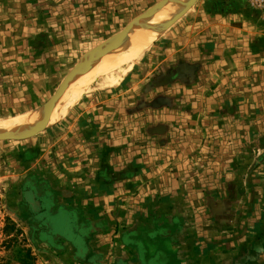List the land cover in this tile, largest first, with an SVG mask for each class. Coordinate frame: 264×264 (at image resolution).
<instances>
[{"label": "rangeland", "instance_id": "374dc122", "mask_svg": "<svg viewBox=\"0 0 264 264\" xmlns=\"http://www.w3.org/2000/svg\"><path fill=\"white\" fill-rule=\"evenodd\" d=\"M163 1L0 0V119L44 108L69 74ZM209 1L191 0L135 59L103 65L38 131L0 133L24 137L0 138V264H88L39 226L24 194L47 184L43 174L59 179L68 158L90 161L97 139L112 141L121 161L140 154L148 168L173 166L181 187L188 173L199 186L206 172H236L245 192H259L262 220L264 0H243L242 16ZM189 36L199 42L183 47ZM214 40L222 52L203 44Z\"/></svg>", "mask_w": 264, "mask_h": 264}, {"label": "crops", "instance_id": "0c3cea01", "mask_svg": "<svg viewBox=\"0 0 264 264\" xmlns=\"http://www.w3.org/2000/svg\"><path fill=\"white\" fill-rule=\"evenodd\" d=\"M216 2L243 14V0ZM204 27V34L212 29ZM236 29H230L234 36ZM196 39L189 36L183 47L195 45ZM203 44L210 52L224 47L216 40ZM111 144L93 140L90 161L68 158L72 165L59 179L43 174L49 188H43L46 183L33 187L36 205L26 201L38 225L72 246L78 259L88 264H264L259 192H245L240 174L228 180L212 173L210 179L206 172L196 186L188 173L187 185L181 187L184 175L173 166L148 168L140 154L121 161Z\"/></svg>", "mask_w": 264, "mask_h": 264}, {"label": "bare ground", "instance_id": "6f19581e", "mask_svg": "<svg viewBox=\"0 0 264 264\" xmlns=\"http://www.w3.org/2000/svg\"><path fill=\"white\" fill-rule=\"evenodd\" d=\"M190 2L191 0H165L153 7L119 38L94 53L90 60L86 61L82 67H78L79 69L74 75L73 72L76 69L68 75L63 85L60 86L58 95L51 105L50 113L45 115L46 109L50 107L47 102L48 105L42 109H33L20 115L2 118L0 119V133H11L12 135L17 133L21 136L30 134L48 119L65 111L87 78L106 63L120 64L138 57L159 36L162 29L180 15ZM71 75L73 77L69 80ZM27 199L29 200V198Z\"/></svg>", "mask_w": 264, "mask_h": 264}, {"label": "water", "instance_id": "95a60500", "mask_svg": "<svg viewBox=\"0 0 264 264\" xmlns=\"http://www.w3.org/2000/svg\"><path fill=\"white\" fill-rule=\"evenodd\" d=\"M193 1H194V0H193ZM127 27H128V26H127ZM127 27H126V28H127ZM126 28H125V29H126ZM125 29H124V30H125ZM124 30H123V31H124ZM121 32H122V31H121ZM121 32H120V33H121ZM120 33H119V34H120ZM119 34H118V35H119ZM97 51H98V50H97ZM59 90H60V89H59ZM59 90H57L56 93L53 95V97L49 100V105H50V107H49L48 109H46L45 115H47L48 113L51 112V105H53L54 99H55V97L58 95ZM44 125H45V124H44ZM42 126H43V125H42ZM42 126H41V127H42ZM41 127H39V128H38L37 130H35L34 132L38 131ZM34 132H33V133H34ZM28 136H29V135H28ZM26 137H27V136H26ZM0 138H24V137L12 136V135H0Z\"/></svg>", "mask_w": 264, "mask_h": 264}, {"label": "trees", "instance_id": "16d2710c", "mask_svg": "<svg viewBox=\"0 0 264 264\" xmlns=\"http://www.w3.org/2000/svg\"><path fill=\"white\" fill-rule=\"evenodd\" d=\"M31 191H32L33 194H34V192H35V191H34V188H33V190H31ZM24 195H25V198H26V195H27V198H29V200H30V202H31L32 205H36L35 202H34V200H33V197H32L33 195H32L31 192H28L27 194H26V192H25ZM27 198H26V201L29 202V200H28ZM33 208H34V206H33ZM35 214H36V216L39 217V218H41L42 215H43L42 212H39V213L36 212ZM68 233H70V232L68 231Z\"/></svg>", "mask_w": 264, "mask_h": 264}]
</instances>
